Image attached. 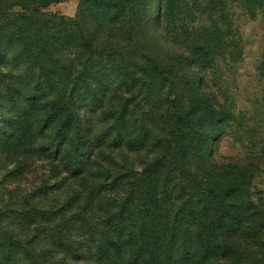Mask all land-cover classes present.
I'll return each instance as SVG.
<instances>
[{"label": "rangeland", "instance_id": "rangeland-1", "mask_svg": "<svg viewBox=\"0 0 264 264\" xmlns=\"http://www.w3.org/2000/svg\"><path fill=\"white\" fill-rule=\"evenodd\" d=\"M21 13L30 20H21ZM75 24L95 48L111 53L81 52ZM19 26L52 34L34 43L57 47L49 51L59 59L57 66L46 53L19 52ZM204 28L213 35L208 44L211 38L217 44L209 66H201L193 52L206 43ZM153 63L175 67L177 79L189 84L192 77L199 79L198 87L221 115L209 155L211 174L242 184L240 198L249 197L264 210L263 0H0V264H114L98 252L101 230L109 223L96 205L100 195L123 200L135 191L140 173L158 153L153 140L165 133L156 106L165 102L166 91H153L152 98L146 88ZM49 69L58 75L42 71ZM182 92L180 97L190 98ZM122 115L126 129L116 128ZM64 121L67 129L59 130ZM79 134L146 138L137 148L104 145L85 173L73 177L56 149L66 146L58 140ZM227 164L243 170L223 168ZM32 207L58 214L50 222L22 225L3 213ZM84 217L97 224L93 235L81 227ZM5 231L20 244L8 259ZM136 242L133 249L125 247L122 264H142L127 255L138 248ZM247 242L241 241L248 251L244 263L264 264V239ZM164 250H156L159 262L167 260ZM180 254L172 249L170 256Z\"/></svg>", "mask_w": 264, "mask_h": 264}, {"label": "trees", "instance_id": "trees-1", "mask_svg": "<svg viewBox=\"0 0 264 264\" xmlns=\"http://www.w3.org/2000/svg\"><path fill=\"white\" fill-rule=\"evenodd\" d=\"M251 1L258 0H246L250 4ZM20 17L21 20H30L25 13H21ZM73 28H78L76 41L81 52H86L89 56L111 53L106 47L95 48L77 24ZM204 32L206 43L195 45L193 52L199 57L201 66H209L214 61L211 50H216L217 44L215 38H211V44H208L212 34L205 28ZM16 34L21 43L19 52L46 53L44 55L47 60L57 66L59 59H53V54H49V51L52 48L59 51L58 48L34 43V40L47 39L51 33L41 28L31 30L19 26ZM129 36L132 38V31H129ZM151 66V70L146 71L148 77L144 82L152 98L157 96L153 91H166L165 102L156 106L162 120L159 123L165 134L160 141L153 140L158 153L140 173L135 191L126 194L123 200L113 197L106 201L105 198L110 195H100L96 207L107 215L106 222L109 223L105 230H101L103 239H98V252L103 257L101 259L106 258L114 264H122L118 259L126 252L125 247L133 249L131 243L137 240L138 248L133 252L129 250L127 255L142 264H167L168 261V264H245L244 256L248 255V251L243 249L241 241L254 244L264 239V210L249 197L240 198V193L245 189L242 184L228 183L227 180L221 182L211 174L212 163L209 155L213 140L220 134L219 130L215 132L214 127L220 123L221 115L212 102L206 100L205 91L198 87L199 79L197 82L192 77V83L189 84L177 79L175 67L166 69L157 63ZM42 71L44 74L50 72V77L53 78L59 73L50 69ZM135 80L138 77L135 76ZM185 83L186 87L182 88ZM182 89L188 91L190 98L180 97V92L183 94ZM7 107L8 105L3 110ZM2 116L4 115L0 114V120ZM125 117L126 115H122L118 118L116 128L126 129L129 126ZM156 125L153 124L152 129H157ZM67 127L66 121L59 124V130H66ZM4 136L7 137L8 134L4 133ZM109 136L100 139L79 134L70 138V141L63 138L58 142L66 145L65 148L60 146L56 151L65 169L75 177L85 173L95 152L104 145L137 148L144 145L146 138L142 135L136 138L127 135L113 140ZM19 138L18 136L16 140ZM48 148L54 149L53 146ZM223 168L243 170L241 166L233 164L223 165ZM135 193L138 196V205L135 204ZM3 213L15 217L22 225L36 224L39 220L50 222L58 214L56 210L38 207L5 210ZM80 223L91 235L97 229V224L85 217L80 219ZM129 227H136L138 231L131 232ZM5 233L4 247L8 259L14 257L15 249L20 244L9 235V231ZM162 246L165 249L163 255L168 257L167 260L164 257L159 262L161 258L159 259L156 250ZM172 249L181 251L180 256L171 257Z\"/></svg>", "mask_w": 264, "mask_h": 264}]
</instances>
